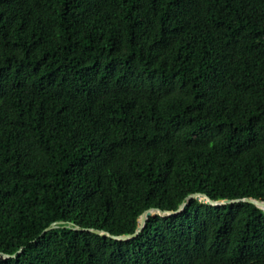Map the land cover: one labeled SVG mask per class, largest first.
<instances>
[{
	"label": "trees",
	"instance_id": "1",
	"mask_svg": "<svg viewBox=\"0 0 264 264\" xmlns=\"http://www.w3.org/2000/svg\"><path fill=\"white\" fill-rule=\"evenodd\" d=\"M193 195L264 202V0H0V264H264Z\"/></svg>",
	"mask_w": 264,
	"mask_h": 264
},
{
	"label": "water",
	"instance_id": "2",
	"mask_svg": "<svg viewBox=\"0 0 264 264\" xmlns=\"http://www.w3.org/2000/svg\"><path fill=\"white\" fill-rule=\"evenodd\" d=\"M194 199H202V200H205L207 201L210 205L214 206V207H218V206H227V205H230V204H235V203H250V204H254V205H259L261 207H264V202L263 201H257L255 199H250V198H246V199H238V200H229V201H226V202H222L220 204H217L216 202H214L213 200H211L210 198H208L207 196L205 195H193V196H190L188 197L187 199V202L190 203L192 200ZM185 210V205L182 204L179 208V210L177 212H174V213H171V212H167V215H172V214H178V213H182L183 211ZM157 210H154L152 212H150L146 218H145V222L148 221L149 217L154 213L156 212ZM61 224V223H60ZM59 223H55L53 224L51 227H49L48 229L45 230V233L51 231V230H54V229H58L59 228ZM144 228L137 234L133 235V236H127V237H115V236H112V235H107V234H104L102 231H94V230H91L93 231L94 233H97L98 235H101V236H107V237H110V238H114L116 240H119V241H122V240H132L136 237L139 236V234L141 232H143ZM11 258L10 256H4L2 254H0V261H5L7 259Z\"/></svg>",
	"mask_w": 264,
	"mask_h": 264
}]
</instances>
